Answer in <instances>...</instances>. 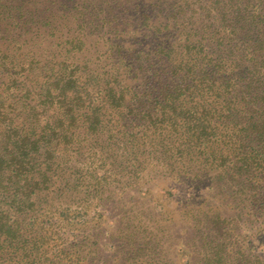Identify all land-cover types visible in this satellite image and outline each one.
I'll use <instances>...</instances> for the list:
<instances>
[{"label": "trees", "instance_id": "obj_1", "mask_svg": "<svg viewBox=\"0 0 264 264\" xmlns=\"http://www.w3.org/2000/svg\"><path fill=\"white\" fill-rule=\"evenodd\" d=\"M196 1L192 31L187 0L131 27L94 0H0V264H264V0ZM149 155L220 190L183 209L192 244L128 209Z\"/></svg>", "mask_w": 264, "mask_h": 264}, {"label": "rangeland", "instance_id": "obj_2", "mask_svg": "<svg viewBox=\"0 0 264 264\" xmlns=\"http://www.w3.org/2000/svg\"><path fill=\"white\" fill-rule=\"evenodd\" d=\"M78 1L81 2L82 0ZM105 1L107 3H105ZM180 1L181 0H94L95 5L93 9L96 10L99 7V9L118 18L117 24H122L124 27H128L127 24H129L131 27L133 24L137 25L141 23L140 21H137V18H139V13L137 12H139L143 6L149 8L148 13H152L153 17L156 18L158 16L159 18L162 17V19L165 20L164 17L167 18L172 16V7L176 8V10L178 9L176 6L180 3ZM187 1H189V3L188 8H185V20L182 21V19H178L175 20L173 24H180L181 29H184V26H186V28L192 31L193 29L201 28L204 24L208 26L211 19L208 20L207 17L204 19L203 15L207 8L206 3H204L205 6H202V3L197 2L196 0ZM176 2H178V4H175ZM141 3L145 5H141ZM58 7L60 6L58 5ZM55 11L57 12L58 8H55ZM72 22L73 24L71 23L69 25L70 28H73L76 24L75 21ZM146 157L147 159H142L143 157L141 158L143 160L140 166L141 169L134 179H132L139 183L138 185L141 189V194L146 200L144 199L145 201L135 204L139 205L138 207L129 206L128 209L131 208L130 212L132 211L133 213L135 212L136 215H141L140 217L143 218L145 224L149 227H169L167 229L168 231H171V233H176L180 229L185 228L187 230V234H183V238L188 240L191 244L194 243L192 241L194 237L197 236L196 231L191 229L190 222H188L187 217L184 215L185 210L183 209H188L189 206L191 207V204L198 205V208H203V206L199 204L203 201L211 200L213 196L217 198L220 190L218 188L216 190L209 188V183L206 180L207 178L204 176L205 174L203 176H195L194 173H190V170L187 168V166H189V162L184 164L183 160L179 157H174L170 163H161L156 161L154 158L152 159L151 155ZM71 164L77 166L80 170L85 172L86 170H89V168H95L97 163H91V165L90 161L87 159L86 161L77 163L76 159H72ZM170 164H173L174 167L170 166ZM193 169H195V167H193ZM123 170V174H129L130 167L128 169L125 167ZM210 175H215V172H211ZM117 179L121 180L118 176ZM110 180V182H112L110 185V191L115 190L118 192V188L120 187L119 183H121L122 180L119 183H116L112 178H110ZM126 180H128V177L124 178L123 181L125 182ZM120 191L122 193L115 195V197H121L122 199L124 197L125 202L131 201L133 204V199H128L126 197L135 196L132 188L128 191H126V189H121ZM76 194L77 193L71 194V192L67 193L61 202L64 203L66 202L65 200H67L64 205L74 206L72 204V199H75L76 202L73 200L74 203L81 204V196L78 195V197H75ZM108 207L112 212L114 220H119L128 210H124L121 203L114 204L113 201L109 203ZM96 214L97 211L94 209L89 211V217H96ZM224 215L227 216L226 212ZM112 223L113 222L105 223V225L108 224L110 227ZM205 232L208 234L210 232L207 226L205 227ZM107 237L108 235H106V239ZM172 247L174 246H172L171 242L168 244V257L171 259L176 255H183V253H186L187 255L188 253L183 247H179L178 249ZM105 250L110 251V247H106Z\"/></svg>", "mask_w": 264, "mask_h": 264}]
</instances>
